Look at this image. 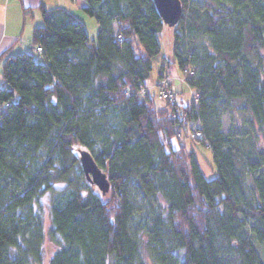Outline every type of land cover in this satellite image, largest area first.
<instances>
[{"label":"trees","instance_id":"obj_1","mask_svg":"<svg viewBox=\"0 0 264 264\" xmlns=\"http://www.w3.org/2000/svg\"><path fill=\"white\" fill-rule=\"evenodd\" d=\"M83 1L95 36L41 3V50L0 53V264H41L46 238L48 264H264V0H180L158 71L175 62L194 92L175 105L146 86L168 26L154 0Z\"/></svg>","mask_w":264,"mask_h":264},{"label":"rangeland","instance_id":"obj_2","mask_svg":"<svg viewBox=\"0 0 264 264\" xmlns=\"http://www.w3.org/2000/svg\"><path fill=\"white\" fill-rule=\"evenodd\" d=\"M45 6L46 8L50 9L56 6L64 7L70 10L73 15L83 23V25L86 28V31L89 36L93 37L95 36L98 24L95 18L90 17L83 11V0H45ZM36 12L38 11L40 16V21L37 23V25L43 24V18L41 11L39 9H34ZM32 11V10H31ZM25 21H26V29L25 31L20 34V41L19 44H24L25 41H27L28 36H31V30H29V25L32 24L34 18L31 16V14H25ZM177 27V26H175ZM176 29V28H175ZM177 28L176 30H178ZM173 28L166 26L164 27V30L158 35V39L161 45V53L152 59V69L149 74L148 79L146 80V86L149 89L150 94L154 97L155 102L162 103L158 96L159 88L157 85L158 81V71L160 69V66L162 63H165V59L171 58V46L173 42ZM30 46V44H29ZM27 50H32L31 47ZM33 51H35V47L33 48ZM163 73L169 76L170 83L173 85L176 91V83L181 86L182 91L180 93L183 94L184 101H188L190 99L191 91L187 88L188 86L185 84L183 76L184 74L178 69L177 64L175 62L168 64V66L164 67ZM183 82H179L180 80ZM222 123L224 128H228L230 125L229 116L225 113L222 115ZM195 152L197 153V157L199 160V164L201 166L202 171L207 177L214 176V164L212 160V155L210 150L199 143H195L193 146ZM49 195L47 194V199L49 202ZM43 202V209H44V218H45V228L49 226V215H48V208H47V200L46 198L42 199ZM258 248V251L261 255V257L264 260V243L256 245ZM55 246L49 241L48 238H46L43 242V257H42V263L41 264H48L49 257L52 255L53 251L55 250Z\"/></svg>","mask_w":264,"mask_h":264},{"label":"crops","instance_id":"obj_3","mask_svg":"<svg viewBox=\"0 0 264 264\" xmlns=\"http://www.w3.org/2000/svg\"><path fill=\"white\" fill-rule=\"evenodd\" d=\"M41 3L46 8L44 4L45 0H0V53L5 49L17 52L27 50L29 47L32 48L31 45L29 46L30 36H28L27 41H25V45L19 44L20 34L26 29V13L31 14L34 18L32 24L29 25V30H31V32L33 27L39 23L41 15L34 9L40 10ZM179 82L183 81L180 80ZM187 88L192 92L191 88ZM181 91V86L176 83V98L178 102H184L183 94L180 93Z\"/></svg>","mask_w":264,"mask_h":264},{"label":"water","instance_id":"obj_4","mask_svg":"<svg viewBox=\"0 0 264 264\" xmlns=\"http://www.w3.org/2000/svg\"><path fill=\"white\" fill-rule=\"evenodd\" d=\"M154 3L165 24L174 26L178 22L182 14L180 0H154ZM79 160L86 177L102 192L106 191L109 187L106 173L98 167L91 154L86 150H80Z\"/></svg>","mask_w":264,"mask_h":264},{"label":"built area","instance_id":"obj_5","mask_svg":"<svg viewBox=\"0 0 264 264\" xmlns=\"http://www.w3.org/2000/svg\"><path fill=\"white\" fill-rule=\"evenodd\" d=\"M41 47L37 45L35 47V51H40ZM184 72L191 73L190 70L186 69ZM170 78L168 75L164 74L159 80H158V96L160 99L167 101L170 105H175L177 103V98H176V91L173 85L170 83ZM141 91H144V88H142ZM191 95H194V92H191ZM189 137L194 138V137H199L201 135L200 132H192L188 131L187 134Z\"/></svg>","mask_w":264,"mask_h":264}]
</instances>
